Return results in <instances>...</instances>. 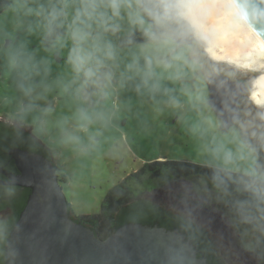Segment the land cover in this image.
Here are the masks:
<instances>
[{
	"label": "clouds",
	"instance_id": "9594fccd",
	"mask_svg": "<svg viewBox=\"0 0 264 264\" xmlns=\"http://www.w3.org/2000/svg\"><path fill=\"white\" fill-rule=\"evenodd\" d=\"M22 9L28 32L68 68L53 81L48 59L26 43L6 50L20 94L10 120L37 134L52 113L53 93L72 101L65 120L83 131L107 122L103 105L120 91L200 112L210 89L227 96V85L242 72L251 73L253 86L264 81V0H24ZM236 35L245 38L237 45L239 59L225 54L226 39ZM199 128L211 169L207 191L228 208L242 246L251 251L264 243V163L249 145L264 139V127L247 141L238 135V120L231 125L235 134L214 120ZM7 255L15 250L0 221V256Z\"/></svg>",
	"mask_w": 264,
	"mask_h": 264
},
{
	"label": "rangeland",
	"instance_id": "374dc122",
	"mask_svg": "<svg viewBox=\"0 0 264 264\" xmlns=\"http://www.w3.org/2000/svg\"><path fill=\"white\" fill-rule=\"evenodd\" d=\"M10 1V6L0 14V117L8 115L4 116L6 121L16 112L20 101L16 75L6 55L9 46L23 42L38 58L46 57L50 80L55 81L68 72L62 60L43 50L39 35L28 32L22 9L24 0ZM226 43L225 54L239 59L241 48L237 45L243 46L245 38L236 35L226 39ZM250 75L242 72L235 78L251 89L239 121L247 138L256 136L257 130L264 127V106H256L252 101L253 92L260 93V90L251 84ZM49 100L52 113L44 118L40 132L34 133L30 128L34 136L54 151L56 174L75 216L99 214L109 191L145 164L184 161L207 166L205 138L200 134L199 123L222 122L209 99L207 107L193 112L186 107H164L125 90L114 94L103 105L108 116L103 126L94 124L80 131L74 123L65 120L73 108L72 101L55 93ZM229 130L236 133L234 128ZM238 135L241 136L240 130ZM255 144H264V139ZM168 179L170 182H165L147 198L205 228L228 264H264V243L253 245L251 251L245 250L228 208L207 191L211 187L207 182Z\"/></svg>",
	"mask_w": 264,
	"mask_h": 264
},
{
	"label": "water",
	"instance_id": "95a60500",
	"mask_svg": "<svg viewBox=\"0 0 264 264\" xmlns=\"http://www.w3.org/2000/svg\"><path fill=\"white\" fill-rule=\"evenodd\" d=\"M226 91L227 96L223 90L218 93L210 89L209 104L230 128L234 120H241L239 102L249 91L239 81L228 84ZM8 156L19 174L0 168V173L9 179L0 184L26 188L31 193L10 232L15 256H5V264H208L179 230L170 231L157 224H128L107 239H100L70 215L52 161L17 148L11 149ZM5 213L1 212L0 217ZM176 253L181 258L171 259Z\"/></svg>",
	"mask_w": 264,
	"mask_h": 264
},
{
	"label": "trees",
	"instance_id": "16d2710c",
	"mask_svg": "<svg viewBox=\"0 0 264 264\" xmlns=\"http://www.w3.org/2000/svg\"><path fill=\"white\" fill-rule=\"evenodd\" d=\"M10 4V0H0V14ZM239 106L243 115V102ZM239 130L241 137L247 141L249 138L246 137L241 128ZM249 147L254 149L257 161L264 163V144H254L249 145ZM15 148L41 155L56 166L54 151L47 147L42 140L23 129L0 122V166H8L15 170V164L12 158L8 156V152ZM210 176L211 169L208 166L191 162L148 163L139 172L125 178L109 191L99 214L75 216L70 204H68L69 213L73 219L91 229L102 240L107 239L119 228L128 224L144 226L157 224L170 231L177 229L186 236L187 240L192 242L199 258H205L208 264H225L214 240L205 228L197 225L187 216L164 208L147 198L148 194L164 186L165 182H170L168 177L177 182L181 180L197 182L199 179H203L211 186ZM30 193V190H23L21 200L0 203V213L8 207H11L14 213L11 223L5 222L9 233L26 206ZM11 195H14L13 191L0 188V197H11ZM182 223L186 225V229H181ZM0 264H5V256H0Z\"/></svg>",
	"mask_w": 264,
	"mask_h": 264
},
{
	"label": "flooded vegetation",
	"instance_id": "af4514ba",
	"mask_svg": "<svg viewBox=\"0 0 264 264\" xmlns=\"http://www.w3.org/2000/svg\"><path fill=\"white\" fill-rule=\"evenodd\" d=\"M235 81H238V80H235ZM239 82H243V81L239 80ZM245 85L248 87L249 93H248V95H245L243 98L240 99L239 105H240L241 102H243V106H244L247 98H249V96L251 95L250 87L246 83H245ZM4 116L8 117V115H4ZM4 116L0 117V122H2L4 124H7V125H11V126L17 127V128H20L19 125L13 124V122L11 120H9V119L7 121L3 120ZM20 129H23L24 131L33 134L30 127H25V128H20ZM0 168H3L4 170H6L8 173H11L12 175H18L19 174V171L17 170V168H15V170L14 169H10L8 166L7 167L0 166ZM5 182H9L8 177H6L5 175L0 173V183H5ZM0 188L4 189V190H11V191L14 192V195L13 196L11 195V197L1 196L0 197V203H4L5 201H10V200L17 202L18 200H21V197L23 196V194H22L23 190H29V189H26V188L15 187V186H10V185H1V184H0ZM3 212H6L5 213L6 215L4 217H0V221L11 223L13 215H14L13 210L11 209V207H8ZM222 260L225 262V264H228V262L223 257H222Z\"/></svg>",
	"mask_w": 264,
	"mask_h": 264
},
{
	"label": "bare ground",
	"instance_id": "6f19581e",
	"mask_svg": "<svg viewBox=\"0 0 264 264\" xmlns=\"http://www.w3.org/2000/svg\"><path fill=\"white\" fill-rule=\"evenodd\" d=\"M247 66H253V65L249 64ZM256 88H259L260 93L254 91L252 95L253 97L252 101H254L256 106H264V81H257Z\"/></svg>",
	"mask_w": 264,
	"mask_h": 264
}]
</instances>
